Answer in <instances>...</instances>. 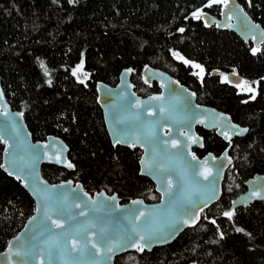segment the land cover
Listing matches in <instances>:
<instances>
[{
	"label": "trees",
	"instance_id": "16d2710c",
	"mask_svg": "<svg viewBox=\"0 0 264 264\" xmlns=\"http://www.w3.org/2000/svg\"><path fill=\"white\" fill-rule=\"evenodd\" d=\"M236 2L264 30V0ZM220 6L212 0H0L4 97L22 113L33 140L61 138L73 164L72 170L41 165L47 181L71 178L89 193H116L121 203L158 200L153 183L138 173L141 151L110 143L96 104L95 83L114 85L123 68H131L140 96L157 91L142 77L149 65L192 90L197 103L247 128L231 139L221 195L201 210L197 224L163 246L120 254L114 264H264V199L231 205L247 179L264 173V32L255 48L205 25L201 15L219 18ZM214 69L221 73H210ZM231 69L246 81L227 83L223 75ZM196 132L202 148L192 151L199 157L219 155L227 146L214 130ZM1 151L0 143V162ZM33 209L19 181L0 168V251Z\"/></svg>",
	"mask_w": 264,
	"mask_h": 264
},
{
	"label": "water",
	"instance_id": "95a60500",
	"mask_svg": "<svg viewBox=\"0 0 264 264\" xmlns=\"http://www.w3.org/2000/svg\"><path fill=\"white\" fill-rule=\"evenodd\" d=\"M222 1L219 18L203 13L204 24L226 29L257 48L264 30L236 0ZM130 74V67L123 68L113 86L97 81L96 104L110 143L141 151L138 173L153 183L159 196L155 202L133 198L121 203L116 193H89L71 178L47 181L40 170L43 164L73 169L68 147L54 135L33 140L22 113L11 108L0 86V168L19 181L34 203L31 215L0 251V264H114L120 254L141 251L137 242L145 251L170 243L197 224L201 209L218 200L231 163L230 139L242 137L247 128L227 113L197 103L194 92L164 70L143 66L145 83L157 86L146 96L135 93ZM225 78L229 84L246 81L235 69ZM196 127L214 130L227 146L219 155L197 156L192 148H202V137ZM244 186L231 200L234 208L264 199V173L254 174ZM53 221L63 227H55ZM141 235L146 239L140 240Z\"/></svg>",
	"mask_w": 264,
	"mask_h": 264
},
{
	"label": "snow or ice",
	"instance_id": "6c2138e0",
	"mask_svg": "<svg viewBox=\"0 0 264 264\" xmlns=\"http://www.w3.org/2000/svg\"><path fill=\"white\" fill-rule=\"evenodd\" d=\"M212 2L215 3V2H217V0H212ZM209 6H210V5H209ZM196 15H198V13H197ZM181 31H182V29H181ZM254 51H255V50H254ZM174 55H177V58H178V59H183L182 57H179L178 54H175V53H174ZM184 63L187 64L188 61L185 60ZM42 67H43V65H42ZM194 67H198V66H195V65H194ZM74 74H75V73H74ZM154 99H156V98H154ZM173 147H177V145L174 143V144H173ZM193 159H195V157H193ZM68 166L71 167V165H68ZM208 175H210V173L204 175V178L207 179V178H208ZM168 187H169V188L171 187V182H170V181H169V183H168ZM112 199L115 200V197H112ZM133 203H140V202H139V201H133ZM201 210H202V209H201ZM81 214L83 215V213H81ZM139 215H140V216H143L144 213H143V212H140ZM224 215L230 218V217L232 216V213H231V212H225ZM34 219H35V218H34ZM52 223H53V224L55 225V227H57V228H62V227H63V225H62L61 223H58V222H56V221H53ZM212 223H215V221H212ZM237 231H240V229H237ZM18 239H19V238H18ZM139 239H140V240H145L146 238H145V236L141 235V236L139 237ZM92 247L95 248L96 245L93 244ZM137 247H138L139 250H141V251L143 250V248L140 247V245H139L138 242H137ZM75 249H76V244L74 243V244H73V250H75ZM111 250H112L111 248L108 249L109 252H110ZM97 253H99V249H97ZM16 254L18 255L19 253H16Z\"/></svg>",
	"mask_w": 264,
	"mask_h": 264
},
{
	"label": "rangeland",
	"instance_id": "374dc122",
	"mask_svg": "<svg viewBox=\"0 0 264 264\" xmlns=\"http://www.w3.org/2000/svg\"><path fill=\"white\" fill-rule=\"evenodd\" d=\"M222 2H223L222 0H217V2H215V3H218L219 5H221ZM195 13L200 14V11H195ZM198 72L201 73V70L198 69Z\"/></svg>",
	"mask_w": 264,
	"mask_h": 264
},
{
	"label": "flooded vegetation",
	"instance_id": "af4514ba",
	"mask_svg": "<svg viewBox=\"0 0 264 264\" xmlns=\"http://www.w3.org/2000/svg\"><path fill=\"white\" fill-rule=\"evenodd\" d=\"M222 77V76H221ZM223 77H225V75H223ZM154 83V82H153ZM228 83V82H227ZM241 83V82H240ZM240 83H238V84H231V85H240ZM111 86H113V85H111ZM201 128V127H200ZM196 129V128H195ZM203 129V128H202ZM204 130V129H203ZM234 137H236V136H234ZM232 139V138H231ZM231 139H230V141H231ZM225 142V141H224ZM231 143V142H230ZM194 148V147H193ZM198 149H201V148H198ZM206 154V153H205ZM203 156V155H202ZM201 157V156H200Z\"/></svg>",
	"mask_w": 264,
	"mask_h": 264
}]
</instances>
